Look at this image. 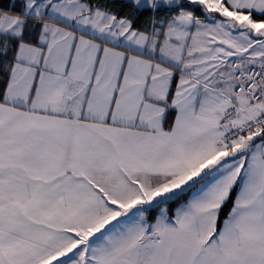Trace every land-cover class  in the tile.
Instances as JSON below:
<instances>
[{
    "label": "snow or ice",
    "instance_id": "snow-or-ice-1",
    "mask_svg": "<svg viewBox=\"0 0 264 264\" xmlns=\"http://www.w3.org/2000/svg\"><path fill=\"white\" fill-rule=\"evenodd\" d=\"M0 264H264V0H0Z\"/></svg>",
    "mask_w": 264,
    "mask_h": 264
}]
</instances>
